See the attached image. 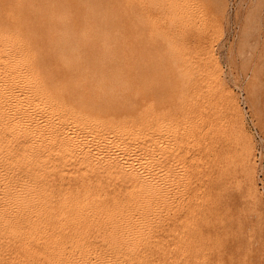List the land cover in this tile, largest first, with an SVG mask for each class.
<instances>
[{
  "label": "bare ground",
  "instance_id": "bare-ground-1",
  "mask_svg": "<svg viewBox=\"0 0 264 264\" xmlns=\"http://www.w3.org/2000/svg\"><path fill=\"white\" fill-rule=\"evenodd\" d=\"M166 1L148 3L165 10ZM104 7L100 0L0 3V264H150L144 248L155 236L154 223L167 210L171 194L180 188L176 161L169 156L182 141L179 134L191 126L188 121L181 126L180 114L168 118L148 114L153 98L144 99L139 119L137 98L147 94L148 84V78L143 79L139 89L137 82L138 59L144 54L124 39L131 32L124 35L120 31L116 20L123 9ZM124 13L136 23H150L148 14L138 13L133 6H127ZM104 23H108L106 27H102ZM44 25L49 27L45 32L49 51L63 71L61 79L54 78V69L46 67L37 41L38 29ZM211 75L218 80L214 72ZM228 103L233 109L229 97ZM179 165L185 168L184 161ZM162 230L158 228L160 235Z\"/></svg>",
  "mask_w": 264,
  "mask_h": 264
},
{
  "label": "rangeland",
  "instance_id": "rangeland-1",
  "mask_svg": "<svg viewBox=\"0 0 264 264\" xmlns=\"http://www.w3.org/2000/svg\"><path fill=\"white\" fill-rule=\"evenodd\" d=\"M100 1H102V7L123 9L124 12L127 6H133L138 13L148 14L147 16L150 18V23L144 26L139 22L136 23L133 16L125 14L122 10H119L120 14H116L119 19L116 22L119 23L121 33L123 30L122 34L124 35L131 32L129 37L124 39L128 40L129 45L136 47L139 54H144L138 59L137 82L139 89L142 87L143 79L148 78V84L147 94H140L137 98L139 119L142 118L141 110L144 99L148 101L153 98L151 107L147 109L148 114H158V116L166 118L170 117V114H176L177 117L180 114L178 118H180L181 126H187L186 121L191 126L187 128L186 133L179 134V140L182 141L177 143L174 155L169 156L171 161H176L174 167L175 169L178 167L176 172L181 177L180 188L177 194H171L167 210L164 211L160 219H157L159 223L156 221L154 223L153 235L156 237L152 236L155 238H151L149 246L144 248L149 253L148 257H151L148 258L149 263L264 264V0H181L182 2L167 0L164 2L167 7L165 10L163 9L165 7L159 5L151 8L148 0H140L141 3L138 0ZM3 2L6 0H0V3ZM117 2L118 5L123 2L120 4L123 5V8L114 4ZM144 6L145 9L147 8L146 10ZM185 11H189L190 14ZM154 12L157 15L152 16ZM167 16H169V20ZM125 18L128 19L127 23L122 22ZM152 18L155 19L154 22L161 21V23L155 24ZM182 19L186 21L185 24ZM108 23H104L102 27L111 24V22ZM121 25L124 26V29ZM48 29L47 25L39 27L37 41L42 47V53L44 52L46 67L53 68L54 78L61 79L64 76L63 71L58 68V62H55L53 53L49 51V40L45 33ZM178 29L180 30L178 31ZM162 34L165 36L163 37ZM135 36L139 38L136 37V40ZM163 39L165 40L163 41ZM184 39L188 43H185ZM169 42L172 48L169 44L168 47L167 43ZM178 45L180 46L178 47ZM176 47L177 49H175ZM189 49L195 50V52ZM187 50L188 52H186ZM197 50L200 51L199 54ZM176 51L178 52L176 53ZM122 53L123 56L127 55L124 45ZM188 53H193V56ZM194 55H199V59L198 56L195 59ZM124 62L125 59H123ZM177 62L182 65H177ZM209 62L211 63L209 64ZM47 65L53 66L48 67ZM199 67L201 69H198ZM200 70L202 73H196ZM212 72L217 75L218 80L214 75H211ZM193 73L195 74L193 75ZM215 87L216 89H214ZM204 96L205 98H203ZM228 97L233 102V109L228 103ZM147 101L145 102L148 103ZM208 119L209 121H207ZM222 123L223 125H221ZM240 130L243 135L239 132ZM203 134H205L204 138ZM188 137L189 140H187ZM183 161L185 168L182 169L179 164ZM191 169L195 171L192 172ZM193 177L196 178L192 180ZM196 182L198 183L196 184ZM218 182L221 184H217ZM193 183L194 185H192ZM184 195L188 200H185ZM175 208L178 209L175 210ZM215 209L216 211H214ZM179 211L181 212L179 213ZM169 218L172 219V222ZM158 228L160 232L162 229L164 230H162L163 234L160 235ZM159 237L160 240H158ZM170 246L172 247L170 248ZM181 248L183 249L181 250ZM151 249L153 250L151 251ZM170 252H173L172 255ZM151 253L152 255H150ZM174 254L175 256H173Z\"/></svg>",
  "mask_w": 264,
  "mask_h": 264
}]
</instances>
